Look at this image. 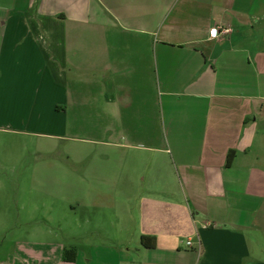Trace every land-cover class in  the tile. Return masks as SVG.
<instances>
[{"label":"crops","instance_id":"0c3cea01","mask_svg":"<svg viewBox=\"0 0 264 264\" xmlns=\"http://www.w3.org/2000/svg\"><path fill=\"white\" fill-rule=\"evenodd\" d=\"M15 132L89 143L68 204L102 242L56 240L37 194L0 264H264V0H0V142Z\"/></svg>","mask_w":264,"mask_h":264},{"label":"rangeland","instance_id":"374dc122","mask_svg":"<svg viewBox=\"0 0 264 264\" xmlns=\"http://www.w3.org/2000/svg\"><path fill=\"white\" fill-rule=\"evenodd\" d=\"M84 122H77L73 132L84 133ZM82 127V128H81ZM8 142H0V146H11L7 154L8 165L12 167V177L7 184L10 211L12 216L0 215V257L6 255L10 245L25 237L21 231L22 225L28 222L24 209L34 195L39 194L46 203L45 209L34 218L45 222L54 231V238L67 243L85 245L89 241L102 242L96 233L83 231L88 225L84 224V214H75L68 201L71 200L69 181L74 172L81 171L77 158L80 146L87 145L80 139H64L61 137H42L33 133L15 132ZM11 142V143H10ZM90 159L102 161L100 150L90 151ZM6 162L5 160H3ZM40 162L42 167L34 170V165ZM4 169L0 167V175ZM34 176H39L41 182L34 183ZM1 195V193H0ZM81 221V222H80ZM133 235L123 234L122 238L130 240Z\"/></svg>","mask_w":264,"mask_h":264},{"label":"built area","instance_id":"2783aa9c","mask_svg":"<svg viewBox=\"0 0 264 264\" xmlns=\"http://www.w3.org/2000/svg\"><path fill=\"white\" fill-rule=\"evenodd\" d=\"M230 31H231V28L228 26H225V27L215 26V27L211 28V35L212 36H218L221 33H228ZM187 244L192 245L193 244L192 240H188Z\"/></svg>","mask_w":264,"mask_h":264},{"label":"trees","instance_id":"16d2710c","mask_svg":"<svg viewBox=\"0 0 264 264\" xmlns=\"http://www.w3.org/2000/svg\"><path fill=\"white\" fill-rule=\"evenodd\" d=\"M232 156H233V153L231 152V153H229V155H228V163H230L231 162V160H232ZM147 236H143L142 237V242H143V244L145 245V246H148V247H154L155 246V237L153 236L152 237V243H148V241H147ZM75 251V250H74ZM73 251V252H74Z\"/></svg>","mask_w":264,"mask_h":264}]
</instances>
